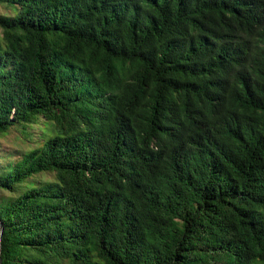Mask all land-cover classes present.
Here are the masks:
<instances>
[{
  "label": "trees",
  "instance_id": "16d2710c",
  "mask_svg": "<svg viewBox=\"0 0 264 264\" xmlns=\"http://www.w3.org/2000/svg\"><path fill=\"white\" fill-rule=\"evenodd\" d=\"M0 5L1 264H264V0Z\"/></svg>",
  "mask_w": 264,
  "mask_h": 264
},
{
  "label": "rangeland",
  "instance_id": "374dc122",
  "mask_svg": "<svg viewBox=\"0 0 264 264\" xmlns=\"http://www.w3.org/2000/svg\"><path fill=\"white\" fill-rule=\"evenodd\" d=\"M11 10L8 7L0 5V14H9ZM48 125L40 120L38 124L28 127L29 135H25L20 128H13L6 135L0 136V150L10 153H14L16 156L18 153L28 151L41 144V141L47 138L51 131L48 130ZM1 161V160H0ZM53 179L51 173H40L36 175L33 180L34 184L46 183Z\"/></svg>",
  "mask_w": 264,
  "mask_h": 264
},
{
  "label": "water",
  "instance_id": "95a60500",
  "mask_svg": "<svg viewBox=\"0 0 264 264\" xmlns=\"http://www.w3.org/2000/svg\"><path fill=\"white\" fill-rule=\"evenodd\" d=\"M1 232H2V226L0 225V236H1ZM0 264H1V258H0Z\"/></svg>",
  "mask_w": 264,
  "mask_h": 264
}]
</instances>
